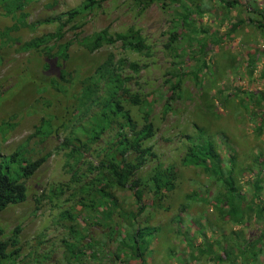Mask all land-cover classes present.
I'll use <instances>...</instances> for the list:
<instances>
[{
    "label": "rangeland",
    "instance_id": "1",
    "mask_svg": "<svg viewBox=\"0 0 264 264\" xmlns=\"http://www.w3.org/2000/svg\"><path fill=\"white\" fill-rule=\"evenodd\" d=\"M82 1L33 0L17 12L0 5V156L23 148L27 158H45L25 179L27 198L0 211L5 239L20 227L10 251L20 250L9 264H138L129 237L136 232L141 242L153 229L145 264H264V0H155L147 8L108 0L47 46L25 48L58 31L60 23L47 18ZM131 27L151 54L117 38ZM102 30L114 41L92 49L85 38ZM111 58L115 66L127 61V86L145 104L126 108L139 128L149 113L156 134L144 145L157 156L134 176L140 202L134 190L113 188L102 207L92 181L117 128L81 155L62 143L74 132L88 140L85 121L98 110L93 100L84 104L88 78ZM94 91L103 98L106 81ZM196 141L205 148L198 152L219 160L215 171L211 161L185 163ZM159 164L173 166L175 187L156 198L149 180Z\"/></svg>",
    "mask_w": 264,
    "mask_h": 264
},
{
    "label": "trees",
    "instance_id": "2",
    "mask_svg": "<svg viewBox=\"0 0 264 264\" xmlns=\"http://www.w3.org/2000/svg\"><path fill=\"white\" fill-rule=\"evenodd\" d=\"M32 1L33 0H0V5L6 10L17 12L19 10L23 11L25 6ZM106 1L108 0H83L78 6L65 13L47 18V22L53 23L57 21L60 23L58 31L27 41L24 44L25 48L30 49L39 48L44 45L47 46L57 34L61 33L65 26L83 20L93 10L100 8ZM139 1L143 4V8H147L155 0ZM24 16L25 14L22 12L21 20ZM185 19H189V16H185ZM117 38L122 40L125 47H129L138 53L151 54L150 47L145 37L142 36L139 30L133 27L129 28L126 33L118 34ZM85 39L90 42L92 49H96L103 41H114L107 30L96 32ZM175 40L176 36L174 35L171 41ZM68 48L69 44L62 46V51L65 52V55ZM126 66V60L120 59L118 65L115 66L111 58L100 65L94 75L88 78V101L84 102V104L87 105L91 100L98 104V110L85 121L91 126L88 140L83 141L81 137L74 132V134L67 137L62 143L63 148H70L72 155L75 153L81 155L83 154L81 151L83 147L98 142L109 128H117L116 138L118 139L108 142L111 148L97 165L96 168L99 172L92 181L94 194L100 196L97 203L102 207L106 205L104 202L110 197L109 191L113 188H129L134 190L135 196L140 202L143 199V192L141 190H136V188L141 185V182L138 178L134 179V176L147 162L149 157L157 156L151 146L144 145L146 141L153 138L156 134V128L149 117V113H146L144 116L145 123L139 128L130 110L126 108V105L141 106L145 104L143 96L138 92H133L127 86V82L131 80L132 77L124 75L122 70ZM129 67L135 72H138L140 69L137 63H130ZM61 77L65 78L64 73L61 74ZM103 79L106 81V95L103 96V98H99L98 96L96 97L94 89ZM39 131L43 133V127H39L37 132ZM128 131H130V133ZM207 145L213 148L211 140L207 141ZM203 149H205L204 145L196 141L190 147L191 153L185 158V163L201 165L211 161V169L215 171L217 167H215L216 164L213 163L219 162V160L215 158L213 153H209L208 149L203 153L198 152ZM130 152L136 153L135 160L129 159L128 154ZM0 157H2L0 159V211H2L9 205L24 201L27 198L28 187L25 179L31 177L40 168L45 158L36 160L27 158L23 148H19L10 155ZM217 166L220 168L219 165ZM149 182L156 198L161 196L163 190L171 191L175 187L173 166L168 165L164 167L163 164H159L150 177ZM231 206L232 214L235 217L242 209V202H232ZM143 211L144 207L141 206L136 216L137 214L140 215ZM68 215L72 216L71 214ZM155 230L156 229L148 231L144 240L141 242L139 241L142 239L139 238L136 232L132 233L129 237L131 242L137 243L138 264H145L146 245L148 242L146 236H151ZM19 233L20 227H17L13 237L5 239L4 229L0 226V264H9L11 259L19 252L20 249L18 247L10 251L11 246H18Z\"/></svg>",
    "mask_w": 264,
    "mask_h": 264
}]
</instances>
